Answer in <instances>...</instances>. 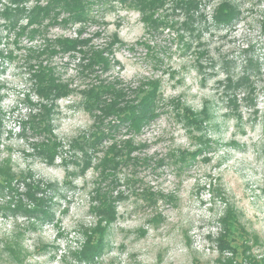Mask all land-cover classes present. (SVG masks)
<instances>
[{
  "label": "rangeland",
  "instance_id": "1",
  "mask_svg": "<svg viewBox=\"0 0 264 264\" xmlns=\"http://www.w3.org/2000/svg\"><path fill=\"white\" fill-rule=\"evenodd\" d=\"M46 1L32 0L27 8ZM220 1L200 0L206 16L194 19L196 32L180 25L151 31L139 11L115 1L97 9V22L85 26L80 35L79 25H54L45 33L51 39L91 37L99 48L110 44L117 33L124 45L115 48L112 68L101 78L119 79L133 89L143 83L160 85L165 103L161 115L140 133L123 128L115 138L104 140L93 156L96 165L105 148L128 138L138 146L132 156L143 165L120 163L118 170L112 169L111 175L118 179L112 189L111 180H102L95 166L83 168L82 152L71 147L79 138H91L97 132L81 94L57 100L54 133L63 147L53 165L43 162L34 149L43 135L28 130L21 134L20 123L28 120L30 111L27 95L38 99L30 79L28 49L40 50L46 42L41 35L17 36L6 13L12 1L0 0V108L4 114L0 162L10 157L19 176L32 173L35 179L58 186L50 192L55 218L37 228L29 227L23 214L12 215L14 206L7 212L4 205L9 198L0 196V264H77L73 250L86 241L83 231L92 230L98 222L92 208L96 191L110 189L114 196H121L117 220L108 227L101 255L93 263L81 264H249L242 256L236 260L229 259V253L222 256L217 247L222 230L218 219L228 200L245 228L260 239L254 254L264 257V0H233L242 15L227 28L212 24ZM160 12L169 21H183L182 12ZM187 44L192 47L188 49ZM251 54L259 59L260 70L245 67ZM77 57L57 55L52 61L62 78L80 89L91 79L79 75ZM248 70L256 87L255 106L245 101L248 90L233 86ZM233 100H238L239 108H234ZM204 107L214 117L198 129L192 117L200 118ZM198 149L202 151L195 156ZM17 184L25 191L23 183ZM218 185L225 191L226 202L213 191Z\"/></svg>",
  "mask_w": 264,
  "mask_h": 264
},
{
  "label": "trees",
  "instance_id": "2",
  "mask_svg": "<svg viewBox=\"0 0 264 264\" xmlns=\"http://www.w3.org/2000/svg\"><path fill=\"white\" fill-rule=\"evenodd\" d=\"M11 1L12 5L6 10L10 28L15 30L19 37L27 34L30 39H34L41 35L46 42L44 48L40 50L28 49L27 64L30 79L33 81V91L38 99L33 100L30 95H27L30 111L28 120L20 123L21 134L26 135L28 130L37 135H43L41 141L34 143V149L43 162L47 165H53L61 155L60 151L63 147L55 135L56 133H54L53 121L55 120L57 100L70 97L74 93L81 94L83 106L94 118V126L97 127V132H93L91 138L86 136L79 138L77 145L72 144L71 147L75 152H82L81 161L84 169L95 166L99 170L102 180L109 181L108 179H110L113 185L112 189H114L118 184V179L111 175L112 169L118 170L122 166L119 165L120 163L127 166L135 163L142 164L136 157L132 156L134 150H138V146L134 144L132 138H128L118 143L114 142L105 148L103 150L104 155L100 157L96 165L93 164V156L98 150V153L100 152L104 140L115 138L123 128L128 132L140 133L147 124L161 115L165 103L160 85L158 83H143L133 89L134 87L125 85L119 79L101 78L102 74H106L112 68L115 48L124 45L117 33L113 35L110 44L108 43L102 48L95 47L91 37L60 36L51 39L46 37L45 33L54 25L64 27L79 25L80 35L84 32L85 26L97 22V9L115 1L127 9L139 11L142 14V20L151 31H158L163 27L175 28L180 25L196 32L199 30L195 26L194 19L196 16L200 18L206 16L202 13V2L200 0H171L170 2L167 0H47L44 5L36 4L32 8H27V4L32 0ZM166 4H170V6L165 9ZM161 9L172 14H177L178 11L182 12L183 21H169L165 17L166 15L160 12ZM241 15L242 13L235 1L221 0L215 7L212 24L221 28L231 27L241 18ZM22 20H26V23L22 24ZM261 27V32L264 33V18L261 20ZM96 34L99 35V33ZM180 34L183 37V34ZM187 47L189 49L192 45L187 44ZM77 54H79L78 57ZM0 55H3V52L0 51ZM57 55L77 57L79 75L90 78L91 82L79 89L73 87L70 81L64 80L53 65L52 59ZM253 56V54L248 55L245 67L260 70L259 59ZM251 75L252 71L248 70L238 79V82L233 83V86L237 90L240 88L248 90L244 92L247 96L245 101L250 106H255L253 102L255 101L256 87L252 84ZM93 76L95 78H91ZM129 92L133 94V98L130 97ZM233 102H235L234 108H239L238 100H233ZM3 115L0 108V126ZM189 116L192 117L193 115L189 114ZM212 117H214L213 111L204 107L200 118L198 116L197 119L192 118L200 129L205 128L208 125L207 120ZM207 144H204L205 147L208 146ZM202 149H198L194 153L195 156H198ZM2 161L0 162V196H8L9 198L4 209L11 213L13 210L11 206H14L16 209L12 211V215L16 216V212L23 214L29 220V227L32 228L52 221L55 218V213L52 209L53 196L50 195V192L55 188L57 189L58 186L54 182L35 179L32 173L19 176L13 169L10 157H6ZM17 183H23L25 191H21ZM101 191H96L97 194L93 199L96 205L92 204L94 214L98 218L97 225L92 230L83 231L86 241L80 249L72 252L78 261L77 264L95 262V258L101 255L104 248L109 225L115 222L118 217L116 205L121 196H114L111 189L105 193H101ZM213 191H216L221 200L227 201L225 191L221 189L220 185L214 187ZM24 196L27 201L24 200ZM230 205L228 200L224 214L218 219V222L222 223V230L216 238L217 247L221 250L220 254L222 256L226 253L231 254L229 257L231 260H236L242 256L246 263L264 264V257L260 259L253 252L255 247L260 244L258 235H252L245 228L238 211ZM3 214L7 216V213L4 212ZM10 252L13 253V257H19L15 250L10 249ZM219 261L220 259H218ZM194 264L202 263L196 261Z\"/></svg>",
  "mask_w": 264,
  "mask_h": 264
},
{
  "label": "bare ground",
  "instance_id": "3",
  "mask_svg": "<svg viewBox=\"0 0 264 264\" xmlns=\"http://www.w3.org/2000/svg\"><path fill=\"white\" fill-rule=\"evenodd\" d=\"M231 206V205H230ZM232 207V206H231Z\"/></svg>",
  "mask_w": 264,
  "mask_h": 264
}]
</instances>
